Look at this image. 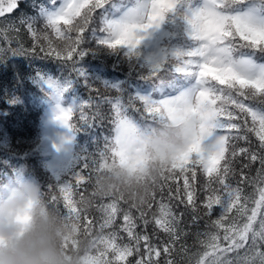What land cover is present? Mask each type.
Instances as JSON below:
<instances>
[{"label": "snow or ice", "instance_id": "6c2138e0", "mask_svg": "<svg viewBox=\"0 0 264 264\" xmlns=\"http://www.w3.org/2000/svg\"><path fill=\"white\" fill-rule=\"evenodd\" d=\"M33 7L35 16L0 26V54L43 53L70 66L88 89L87 98L59 109L56 120L69 131L63 142L104 119L111 125L102 148L82 149L42 192L77 231L73 248L80 237L91 240L84 264H161L162 257L163 264H264V0H46ZM20 8V0H0V18ZM94 50L127 65L124 79L103 82L114 96H101L80 66ZM74 113L78 123L69 122ZM180 125L190 141L151 181L146 199L98 195L100 174L113 167L145 183L154 162L149 146ZM19 178L13 171L0 186ZM189 211L193 224L202 211L213 229L195 252L182 243Z\"/></svg>", "mask_w": 264, "mask_h": 264}, {"label": "trees", "instance_id": "16d2710c", "mask_svg": "<svg viewBox=\"0 0 264 264\" xmlns=\"http://www.w3.org/2000/svg\"><path fill=\"white\" fill-rule=\"evenodd\" d=\"M44 2L46 0H20V10L0 18V26L18 22L19 16L23 13L30 17L35 16L37 9L33 7V3ZM36 27L43 28V21H37ZM22 38L25 47L30 46V36L22 31ZM88 40H91L90 32ZM90 46L94 45H85ZM0 47H6L3 41H0ZM121 59L123 58L115 57L109 52L94 50L80 61V66L88 78L95 81L93 86L99 89L101 96L116 95L114 91L104 88V81L126 77L127 65L119 64L118 61ZM114 64L118 66L113 67ZM68 84H71V87L61 94L58 90ZM88 96V89L74 78L70 66L62 65L52 58H45L43 53L24 55L9 52L6 56L0 54V178L7 179L13 171L19 177L30 175L40 181L43 191H47V184L55 183V174L70 164L82 149L88 148L89 152L95 153L98 147L102 148L103 137L111 135V125L107 119L103 120L102 125L98 122L90 132L82 130L76 133L70 143L63 142L69 131L57 121L60 138H54L52 126L48 121L54 113L58 114L60 108L74 106ZM101 112L105 117L110 114V106L104 104L102 100ZM78 116L79 113H74L69 122L78 123ZM57 146H60L59 150ZM258 166L253 165L251 170L253 175ZM91 191L92 188L89 186L86 194H90ZM160 198L158 193L157 200ZM164 198L165 202H168L166 190ZM193 214L191 211L186 213L180 224L183 233L186 234L182 243L191 252L200 247L199 240L206 238L203 234L213 231L209 227V219L202 211L200 212L202 218L197 224H193ZM218 215L219 210L211 219H216ZM153 227L149 224V233ZM197 233L201 235L198 236ZM165 238L161 234V240ZM182 258L177 256V260ZM163 261L164 257L161 258V264Z\"/></svg>", "mask_w": 264, "mask_h": 264}, {"label": "clouds", "instance_id": "9594fccd", "mask_svg": "<svg viewBox=\"0 0 264 264\" xmlns=\"http://www.w3.org/2000/svg\"><path fill=\"white\" fill-rule=\"evenodd\" d=\"M154 141L149 146L154 162L147 170L145 183L138 185L125 170L113 167L100 174L98 195L119 191L131 194L129 198L135 202L146 199L151 191L149 184L187 146L190 133L184 125L169 126ZM42 192L40 181L30 175H22L7 187L0 186V264H84L91 240L80 237L73 248L69 241L77 239V231L49 206Z\"/></svg>", "mask_w": 264, "mask_h": 264}, {"label": "rangeland", "instance_id": "374dc122", "mask_svg": "<svg viewBox=\"0 0 264 264\" xmlns=\"http://www.w3.org/2000/svg\"><path fill=\"white\" fill-rule=\"evenodd\" d=\"M56 116L57 114H53L50 119H48L49 124L52 126V134L54 138H60V134H59V125L58 122L56 120Z\"/></svg>", "mask_w": 264, "mask_h": 264}]
</instances>
